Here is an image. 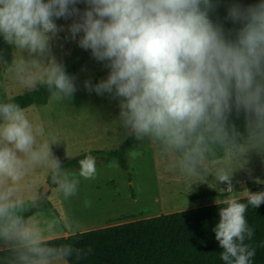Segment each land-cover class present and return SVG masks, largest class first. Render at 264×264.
<instances>
[{
    "label": "clouds",
    "instance_id": "clouds-1",
    "mask_svg": "<svg viewBox=\"0 0 264 264\" xmlns=\"http://www.w3.org/2000/svg\"><path fill=\"white\" fill-rule=\"evenodd\" d=\"M215 7L213 0H0V38L12 49L11 61L0 52V72L26 90L39 84L52 99L70 101L78 76L54 46L76 43L106 70L96 83L85 79L84 89L118 102L126 137L156 145L185 177L208 171L232 193L228 162L264 156V0L231 4L228 28L210 18ZM58 142L10 95L0 98V252L7 253L0 264H68L84 255L45 239L67 227L55 214L44 227L26 216L48 192L68 200L81 178L97 176L92 155L78 160V171L65 169L51 150ZM41 167L49 175L36 191ZM245 191L247 203L223 201L213 228L224 264H251L255 256L245 243L254 235L245 214L264 204V191Z\"/></svg>",
    "mask_w": 264,
    "mask_h": 264
},
{
    "label": "rangeland",
    "instance_id": "rangeland-1",
    "mask_svg": "<svg viewBox=\"0 0 264 264\" xmlns=\"http://www.w3.org/2000/svg\"><path fill=\"white\" fill-rule=\"evenodd\" d=\"M79 7L83 8V5ZM69 22L57 21L58 24ZM63 35L61 33V37ZM59 43L64 44L63 49ZM0 52L8 53L5 57L11 61L12 49L4 44L2 38ZM54 52L66 68H76L74 75L78 76L79 90L70 101H56L50 97L46 103L32 105L26 108L28 115L59 141L51 146V150L62 164L86 155L95 156L97 176L94 180L81 178L78 194L68 200H64L61 194L48 192L45 202L27 211L40 227H44L53 214L67 226L66 229L45 233V239L221 202L229 196L237 199L247 196L245 190L264 191V156L255 152H250L244 161L228 162L233 173L232 193L225 192L226 184H218L208 171L185 177L171 167L169 158L148 140L137 141L133 137L136 144L126 151L127 169L122 168L117 158L106 155L130 137L125 136L118 124V102L107 95L89 94L83 87L85 79L91 77L96 83L106 76V70L91 58L90 51L80 49L74 42L61 40L54 46ZM85 66L88 70L82 72ZM25 91L0 72V98ZM78 168L71 166L65 169L76 172ZM48 175L47 168L37 169L36 191H42ZM28 194L24 191L26 197ZM85 200L91 201V207L84 206Z\"/></svg>",
    "mask_w": 264,
    "mask_h": 264
},
{
    "label": "trees",
    "instance_id": "trees-1",
    "mask_svg": "<svg viewBox=\"0 0 264 264\" xmlns=\"http://www.w3.org/2000/svg\"><path fill=\"white\" fill-rule=\"evenodd\" d=\"M258 0H213L216 6L209 12L214 22H225L227 8L233 3L245 5ZM8 57V53H5ZM76 68L67 71L74 74ZM16 103L28 108L46 103L50 98L47 89L36 84L32 90H26L11 96ZM136 144L129 137L118 148L106 153L108 157L118 159L120 166L127 169L126 151ZM79 157L62 164L64 168L79 166ZM247 196L237 198L247 203ZM223 201L193 208L168 212L111 224L100 228L78 231L66 236L46 239L52 244H71L84 253L80 259L69 258V264H224L220 258L223 251L215 239L213 228L219 221V209ZM31 213L27 212L26 216ZM246 218L254 235L245 243L255 249L251 264H264V204L259 208L248 207ZM88 249H91L89 252ZM7 253L0 252V258Z\"/></svg>",
    "mask_w": 264,
    "mask_h": 264
},
{
    "label": "water",
    "instance_id": "water-1",
    "mask_svg": "<svg viewBox=\"0 0 264 264\" xmlns=\"http://www.w3.org/2000/svg\"><path fill=\"white\" fill-rule=\"evenodd\" d=\"M47 189H45V191H46Z\"/></svg>",
    "mask_w": 264,
    "mask_h": 264
}]
</instances>
